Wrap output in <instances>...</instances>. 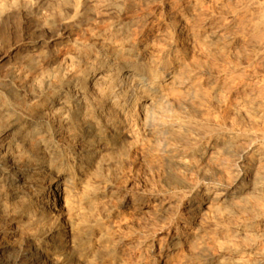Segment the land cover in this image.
<instances>
[{
	"label": "bare ground",
	"instance_id": "1",
	"mask_svg": "<svg viewBox=\"0 0 264 264\" xmlns=\"http://www.w3.org/2000/svg\"><path fill=\"white\" fill-rule=\"evenodd\" d=\"M201 7L200 0H0V264H179L187 248L206 263L234 264L219 260L213 248L223 241L205 223L213 209L264 189L256 158L264 128L243 119L264 117V78L255 95V85H232L236 58L212 71L234 43L227 24L198 28ZM257 9L252 27L264 50V7ZM143 147L157 156L147 168L162 169L169 190L139 194L117 182L115 170L131 166ZM219 148L233 164H204L217 162ZM191 172L196 183L186 179ZM183 186L187 197H165ZM172 206L173 217L150 236L126 220L131 210L162 215ZM221 227L227 241L253 234L264 219Z\"/></svg>",
	"mask_w": 264,
	"mask_h": 264
},
{
	"label": "rangeland",
	"instance_id": "2",
	"mask_svg": "<svg viewBox=\"0 0 264 264\" xmlns=\"http://www.w3.org/2000/svg\"><path fill=\"white\" fill-rule=\"evenodd\" d=\"M208 1L209 0H200L202 7H201V11L199 12V16H198L199 17V19H198V21H199L198 24L199 25L197 24L198 28H201V29H204L205 31H208L210 29H213L214 27H216L215 29H217L221 25L227 24L228 27H227V30H226V35L230 36L232 38V40H233V43H234V44H232L231 48H227V49L225 48V49H223V51H221L217 55L218 57H216L215 61L213 62L212 68L215 69L216 66L217 67L219 66V67L216 68V70L212 69V71L215 74H218V72H220V70H225V69H227V67H230V65H231L230 64V60H231V58L232 59H233V57L236 58L237 64L235 65L234 68L231 69L230 74H228L229 75L228 77H230L233 80V84L232 85H236V84H249L252 87L255 85L253 87L254 88L253 91L255 92V95H258L259 92H258V89H257L256 86L264 78V68H263L264 67V50L258 49V44L260 43V41H262L263 37H260V36H262V34L260 32H257L256 30H254V28L252 26H253V23L255 21V18L258 15V12H259V9H257V8L258 7H264V0H239L238 2L236 0H235L236 2H234V0L233 1L230 0L231 2L229 0H210L209 2ZM231 3H233V4L236 3V4L233 5ZM251 3H253V4H251ZM210 4H212V6H210ZM222 4H223V6H222ZM206 5H209V6H206ZM213 5H214V7H213ZM228 6L229 7L231 6L232 8L231 7L229 8ZM216 7H217V10L219 9L218 12L216 10ZM242 10H243V12H242ZM252 10H253V12H252ZM226 11H227V13L228 12L229 13L227 14ZM222 12H224V13H222ZM201 13H203V15L205 13L206 14L203 17V15ZM244 13H245V15H244ZM253 13H254V15H253ZM200 14H201V16H200ZM251 14H252V16H251ZM203 19H204V21H203ZM243 20H245V22ZM16 21L15 22L18 24V20H16ZM200 21H203V22H200ZM15 22H14V24H16ZM233 27H234V29H233ZM236 29H238V30H236ZM252 34H253V36L254 35L255 36L253 37ZM250 37H252V38H250ZM251 41H253V42L250 43ZM62 42L65 45L68 42L67 41V38L66 39L63 38L61 40V42L58 44V46H63ZM247 42H249V43H247ZM240 46H242V48ZM234 47H236V48H234ZM255 47H256V49H255ZM234 49H235V51L233 52ZM195 52H197L195 54H200V53H198L197 50H195ZM232 52L234 54H232ZM222 53H223V55H222ZM199 57H201V58L204 57L203 60L204 59L205 60L206 59L207 60H210L208 57H206V55L203 56V54L199 55ZM244 60H245V62H244ZM220 63H221V65H220ZM243 64H244V66H243ZM259 67L262 68V69H260ZM248 71H249V73H248ZM242 74H243V76H242ZM236 75H238L239 77L236 76ZM254 77H256V78H254ZM260 79H261V81H260ZM235 82H236V84H235ZM220 95L224 99L226 98V96H227V98L229 97L227 93H225V95H226L225 97L222 94H220ZM229 115L230 116L228 118H226V120H225V122L227 123V124L225 123V125H226L225 129L230 127V123H231L230 122L231 121V118L230 117L232 115L231 114H229ZM253 117L254 118L255 117H258L259 119L258 118H255V120L252 121V120H248L247 117H244L243 119H245L244 120L245 125H247L248 127H252L256 131H261L264 128V117H262L261 114H257V113ZM242 143H243V145H246L248 143V141L246 142V140H243ZM256 143H257V147H258V151L256 153L257 154L256 155V158H259V159L262 160V162H264V150H263L264 149V138L259 137L256 140ZM146 151H147V149L144 148V147L142 149H139L134 154V156H137V157H133V161L134 160H136V161H134L131 166H126V167L125 166L124 167L123 166H120L118 169L115 170V172H116L115 174L117 176L116 177L117 182H119L121 185H123L124 183H126L124 185L128 186L132 191H135V193H139V194L140 193H143L142 191H146L147 189L155 190L156 188L157 189H160L161 187L162 188H165V189H168V187H166L167 184H164L161 181L165 177V175H166L165 172L162 169L157 168L156 166L153 168L154 170H152V169L150 170V169L147 168V164L148 163H150V164L153 163L154 164V162L156 161L157 156H155V155H153V156L152 155H149L148 152H146ZM217 151H218V154H217V157L218 158L216 160L217 162H215V163L214 162H210V160L207 162V160H206V162L204 161L203 163L204 164H207V165H209V166L212 167V166H217V165H222V164L223 165H226V163H228V161L232 160V161L229 162V164H231V163L233 164V162H234L233 161V158L231 156H228V154L223 153V149L222 148H219ZM143 157H145V158H143ZM145 168H146V170H145ZM242 168H246V167L244 166ZM260 169L261 168H259V171H261ZM141 170H142V173L143 174L141 173V175L137 176L138 174H140V171ZM118 175H119V177H118ZM221 176L222 177L224 176L223 172L221 173ZM134 179L136 181H134ZM186 179H187V181L189 180V182H191V183H196L195 181H197V177H196V175L193 172L187 173ZM126 180H127V182H126ZM141 180H142V183H141ZM135 183H137V184L135 185ZM144 184L146 186L147 185L148 186L146 187ZM132 187L134 188V190H133ZM169 188H170V190L171 189L172 190L169 191V193L166 192V194H164L166 198H169V196H170L173 199L174 198H178V199L180 198V199H182L184 196L187 197V195L191 191L190 188L184 187V186L183 187H176V188L169 187ZM186 192H187V194H186ZM257 198H259V199H257ZM253 199H254V201H253ZM113 203H116L117 204V201L114 199L113 200ZM125 209L126 208H122L121 211H126ZM148 210L149 211H146V212H143V213H139L137 211L131 210L129 212V216L127 217L126 220L128 221V223H131L134 226L138 227L141 230L142 233H144L145 235H149V236L154 232V230L158 229L160 226L163 225V223H166L170 218H172L173 215H174V213H175V209H174L173 206L171 208H169L166 212H163L164 214L162 213V215L161 214H158L157 211L154 209V207H150ZM226 211H228V212H226ZM233 213L236 214V215L233 216ZM245 213H246V215H244ZM238 214L241 215V216H239ZM252 216H253V218H252ZM241 217H243V218H241ZM164 218H165V220H164ZM210 218L205 223V229H206V231L207 232H210L208 234L216 233V235H218V237L223 241L222 242L223 244H221V245L224 246V247H222L220 245V246H214V248H213V250L215 251V254L219 258V260H222L223 259L222 261L236 264L235 262L237 261V259H242V260H244L243 264H264V247H263L264 246V227L259 228L258 230H255L253 232V234H248L247 236H245V235H234V236H231V237L229 236L228 238H229L230 241L229 240H227V241L224 240L223 235L221 233L222 232L221 231V229H222L221 224L223 226V224L229 222V224L231 225V227H235L236 225H240L243 222L248 221V220H252L254 218L255 219L256 218H263L264 219V189H263V191L262 190H259V189L258 190H255V191L254 190H251L250 193L247 194L246 198H244L242 200L235 199L226 208H221V209H218V210L213 209L211 211V213H210ZM227 218H228L229 221H227ZM231 219H233V220H231ZM255 234H257V235H255ZM247 244H252L253 245L254 250L252 252H248L247 250H244L246 248V245ZM144 251H146L145 250V247L142 248L141 252L146 257V254L148 255V253H147V251L146 252H144ZM186 251H188V252H186ZM191 251H192L191 248H187V250L185 249L182 252V254L179 256V260L180 261H178V263L179 264H210V263H206L203 259L196 258L191 253ZM250 255H252V256L250 257ZM253 256H254V258H253ZM256 256H258V257L256 258ZM230 257H231V259H230ZM236 257H237V259H236ZM241 257H243V258H241ZM251 258H253V259L251 260ZM213 264H217V263H213Z\"/></svg>",
	"mask_w": 264,
	"mask_h": 264
}]
</instances>
